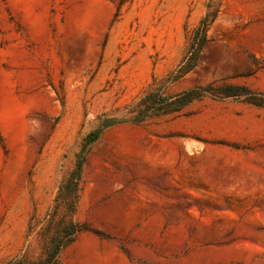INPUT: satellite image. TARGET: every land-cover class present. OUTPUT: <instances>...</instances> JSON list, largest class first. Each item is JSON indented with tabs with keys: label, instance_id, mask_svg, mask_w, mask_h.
Segmentation results:
<instances>
[{
	"label": "rangeland",
	"instance_id": "rangeland-1",
	"mask_svg": "<svg viewBox=\"0 0 264 264\" xmlns=\"http://www.w3.org/2000/svg\"><path fill=\"white\" fill-rule=\"evenodd\" d=\"M216 12L199 65L170 83ZM264 91V0H0V264L90 145L61 264H264V107L205 97L141 123L146 91Z\"/></svg>",
	"mask_w": 264,
	"mask_h": 264
},
{
	"label": "trees",
	"instance_id": "trees-1",
	"mask_svg": "<svg viewBox=\"0 0 264 264\" xmlns=\"http://www.w3.org/2000/svg\"><path fill=\"white\" fill-rule=\"evenodd\" d=\"M208 11L201 19L194 32L187 53L179 66L170 74L169 82H175L199 65L203 52L210 42L208 30L216 18V12ZM205 97L214 99L242 98L250 104L264 107V91L254 90L246 85L215 84L195 85L178 93H167L161 88L149 89L132 106V118L125 121L141 123L155 116L179 112L190 103ZM116 119L106 118L101 121L100 127L91 131L77 154L75 166L69 177L59 186L54 204L46 212L39 225L36 217L30 221L29 236L36 232V239L42 244V251L38 256L30 255L27 249L10 259L5 264H61V254L76 241L80 233L100 230L90 228L86 223L77 219L76 214L80 199L84 166L87 161L89 147L104 132L115 125Z\"/></svg>",
	"mask_w": 264,
	"mask_h": 264
}]
</instances>
